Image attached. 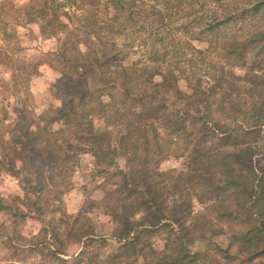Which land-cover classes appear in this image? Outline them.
Here are the masks:
<instances>
[{"label": "trees", "instance_id": "trees-1", "mask_svg": "<svg viewBox=\"0 0 264 264\" xmlns=\"http://www.w3.org/2000/svg\"><path fill=\"white\" fill-rule=\"evenodd\" d=\"M23 13L57 43L60 106L34 115L24 104L14 123L0 120V168L36 197L38 217L44 197L50 212H63L82 154L97 167L125 160L124 170L100 171L112 252L85 251L97 240L85 215L45 222L57 252L65 223L84 244L76 264H196L184 251L187 232L218 224L228 228L227 252L264 258V0H33ZM170 157L183 168H156ZM215 192L219 204L192 215V200ZM10 212L0 199V213ZM158 232L160 252L150 241Z\"/></svg>", "mask_w": 264, "mask_h": 264}, {"label": "rangeland", "instance_id": "rangeland-1", "mask_svg": "<svg viewBox=\"0 0 264 264\" xmlns=\"http://www.w3.org/2000/svg\"><path fill=\"white\" fill-rule=\"evenodd\" d=\"M33 0H0V120L5 124L14 123L19 117L23 105L27 111L34 115L42 114L48 109L60 106L58 95L53 89L58 74L52 68L55 67L57 43L53 39L41 37L39 23H29L23 13V7ZM194 47L205 49L206 44L193 42ZM140 59L139 53L131 54L125 62L130 65ZM211 60H217L215 52L209 56ZM57 64V63H56ZM58 65V64H57ZM27 74L23 75L25 72ZM200 75V74H199ZM155 82L160 77L154 78ZM178 87L182 92L188 93L187 84L183 79L178 81ZM79 166L74 167L70 177L71 189L63 196V212L53 213L43 202L41 215L37 217L36 197L27 187L0 168V199L5 206L13 208V212L0 213V264H76L84 244L74 239V233L70 232L65 223L57 225L61 242L66 247L65 253L57 252L59 245L55 244L49 234L41 233L47 229L45 222L53 219L66 218L69 223L78 215L89 218L85 228H94L97 240L88 239L85 251L96 253H110L114 249L113 241L109 240L113 230L111 219L103 215L98 206L105 193L110 189L105 184L106 177L100 173L104 169L115 171L125 169V160L120 159L116 166L97 167L94 158L90 154H82ZM183 160L170 157L159 160L156 168L160 171L183 168ZM14 198H18L14 200ZM221 193L215 192L210 201L204 202L194 198L190 211L192 215H198L210 205H218ZM62 208V207H61ZM17 209L26 217L12 214ZM210 218V217H209ZM186 226L191 225V220H186ZM82 220L81 223H83ZM166 232H158L150 241L156 252H160L164 246ZM83 241V240H82ZM229 232L226 225H218L208 229L204 234L197 236L188 231L185 238L184 251L196 257V264H260L264 258L247 262L243 257L235 256V247L227 252ZM30 246V247H29ZM61 260L56 261L51 252Z\"/></svg>", "mask_w": 264, "mask_h": 264}]
</instances>
